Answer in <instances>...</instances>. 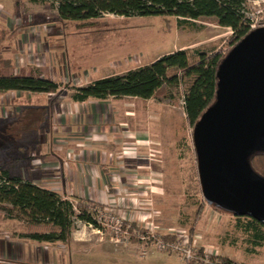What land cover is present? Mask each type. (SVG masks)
I'll use <instances>...</instances> for the list:
<instances>
[{
  "label": "rangeland",
  "instance_id": "1",
  "mask_svg": "<svg viewBox=\"0 0 264 264\" xmlns=\"http://www.w3.org/2000/svg\"><path fill=\"white\" fill-rule=\"evenodd\" d=\"M14 2L0 0V34L2 27L7 29V33L2 31L0 57L15 58L16 73L59 84L57 97L63 100L72 95V88L88 80L123 75L179 50L225 55L233 47L232 32L213 20L181 25L172 17L125 19L111 14L97 20H62L57 6L50 2L24 0L18 9ZM14 5L19 11L15 15L11 11ZM246 6L255 28L264 27V0H247ZM182 90L180 86L179 93L169 96L161 90L150 100H121L130 114L127 123L121 124L125 144L111 155L117 170L110 175L115 187L110 193L116 202L108 206L81 204L100 229L76 221L66 242L35 245L25 237L23 221L1 214L0 239L15 250L14 264L33 262L38 247L42 251L36 259L40 264H221L218 258L236 264H264V242L255 246L251 234L244 230L248 219L217 210L203 199ZM18 98L22 96H0V153L6 156L13 150L7 152L12 141L20 145L32 131L24 116L11 122L16 117L11 103ZM27 113L34 119L35 115L31 119L32 113ZM21 130L24 135L14 140L13 133ZM138 137L143 142L131 144ZM130 156L135 158L133 163ZM28 159L33 167L40 164L36 149L28 151ZM132 169L135 172L128 174ZM124 174L126 182H118ZM181 246L190 249L193 259L182 261L175 249ZM18 248H25L27 254L20 256Z\"/></svg>",
  "mask_w": 264,
  "mask_h": 264
},
{
  "label": "trees",
  "instance_id": "2",
  "mask_svg": "<svg viewBox=\"0 0 264 264\" xmlns=\"http://www.w3.org/2000/svg\"><path fill=\"white\" fill-rule=\"evenodd\" d=\"M22 1V0H20ZM57 6L60 18L77 21L97 20L104 14L125 19L172 17L179 24L202 19L232 32L233 47L252 30L247 18V0H43ZM207 55L179 50L161 56L150 65L92 81L86 86L72 88L76 102L108 98H137L150 100L161 90L165 95L179 93L183 88V111L188 124L194 128L216 97V72L231 49ZM0 61L3 62L0 58ZM61 86L51 80L34 76H1L0 92L58 94ZM252 170L264 178V154H253L249 160ZM78 202L75 206L58 194L38 188L0 170V214L7 219L23 221L25 237L38 243L66 242L76 221L100 229L91 213ZM247 218L244 230L250 233L255 246L264 242V224ZM221 264H236L227 258Z\"/></svg>",
  "mask_w": 264,
  "mask_h": 264
},
{
  "label": "crops",
  "instance_id": "3",
  "mask_svg": "<svg viewBox=\"0 0 264 264\" xmlns=\"http://www.w3.org/2000/svg\"><path fill=\"white\" fill-rule=\"evenodd\" d=\"M23 1L16 0L14 2L15 5L17 4V9ZM33 2L35 3V0ZM15 5L13 6L14 9L11 10L14 15L19 13L15 10ZM2 28V31L7 33V29ZM2 31L0 46L4 40ZM0 58L3 61H0L1 76L27 75L14 71V67L17 69L15 58ZM66 74L65 78L67 77ZM105 77L107 75L101 78ZM92 81L95 80H88L84 85L78 87L86 86ZM13 94H19L22 98H18L17 101L13 100L11 103L16 112V117L11 121L12 124L17 122L21 118L20 116H24V118H27L24 120L25 123L30 124L29 128L32 131L28 137L25 135L21 139V146L12 141L10 147L7 148V152L8 149L13 150L8 152L7 156L5 153H0V170L6 171L10 178H17L38 188L54 192L73 204L92 202L108 206L111 205V202H116L114 194L110 193L115 191L110 175L112 171L116 172L117 170L113 167L111 155L115 156L120 151V145L125 144L121 138L124 136H121L124 130L121 124L127 123L130 113L127 112L128 106L122 103L121 100L130 97L76 102L72 99V95L67 100H63V97L59 99L57 97L59 93L0 92V96H13ZM52 96L55 97L53 100L50 98ZM27 112L32 113L31 119L35 115L34 119L30 120V115L28 117ZM131 124L132 128L134 124ZM131 128L129 130L134 127ZM24 130L13 133L14 140L21 134L24 135ZM140 138H143V136ZM142 142L143 140L138 137L131 144ZM30 149L38 151L40 159L38 167H33L28 159ZM4 157L5 159H2ZM20 158L23 159L22 162H19ZM129 160L133 163L134 156H130ZM141 160L143 158H140L139 161ZM92 165H94V169ZM134 172V169L127 171L128 174ZM120 180L125 183L126 175L124 174L118 178V182ZM158 196V194H154L155 198ZM28 241L35 245L47 244L29 239ZM8 243L0 239V264H14L11 258L15 250ZM26 247L28 248V255H31L30 246L27 245ZM18 249L16 250L18 251ZM37 251L38 256L36 255L35 260L30 261L29 264L41 263L40 260H36L42 253L41 248L38 247ZM18 254L25 256L27 251L25 248H21Z\"/></svg>",
  "mask_w": 264,
  "mask_h": 264
},
{
  "label": "water",
  "instance_id": "4",
  "mask_svg": "<svg viewBox=\"0 0 264 264\" xmlns=\"http://www.w3.org/2000/svg\"><path fill=\"white\" fill-rule=\"evenodd\" d=\"M193 144L205 203L264 224V178L249 163L264 154V28L220 63L215 101L194 126Z\"/></svg>",
  "mask_w": 264,
  "mask_h": 264
},
{
  "label": "built area",
  "instance_id": "5",
  "mask_svg": "<svg viewBox=\"0 0 264 264\" xmlns=\"http://www.w3.org/2000/svg\"><path fill=\"white\" fill-rule=\"evenodd\" d=\"M248 16V15H247ZM248 18V17H247ZM249 19V18H248ZM249 22H250V28L251 30H255V29H258V28H264V27H258V28H255V25L252 24L251 22V19H249ZM95 220V219H94ZM90 226V225H89ZM172 248V247H171ZM162 249H165V247L163 246ZM176 250H179L180 254H181V257H182V261L186 262V261H189L191 259H193V255L190 251V249H186V246H181V248H175ZM209 260V257L206 255L205 256V259L204 261H208Z\"/></svg>",
  "mask_w": 264,
  "mask_h": 264
}]
</instances>
